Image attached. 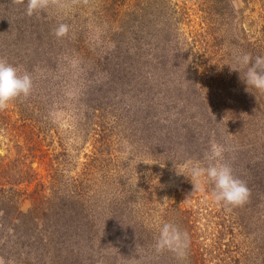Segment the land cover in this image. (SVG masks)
<instances>
[{
	"label": "rangeland",
	"instance_id": "obj_1",
	"mask_svg": "<svg viewBox=\"0 0 264 264\" xmlns=\"http://www.w3.org/2000/svg\"><path fill=\"white\" fill-rule=\"evenodd\" d=\"M91 1L49 0L46 9L28 16L27 0H0V60L33 79L31 94L13 103L17 107L39 105L46 117L40 135L28 128L21 136L0 129V185L21 190L26 208L31 206V193L36 189L43 188L44 193H49L52 185L65 189V180L72 189L94 184L106 189L95 196H104L99 214L90 211L98 229L93 233V217L88 224L84 221L73 228L71 233L78 229L86 237L93 235L76 243L77 257L62 264H191L186 255L180 259L166 250L156 251L164 223L174 224L183 233L191 230L209 244L212 241L206 238L214 239L213 234L219 233L227 244L222 246L224 254L214 252L206 264H236V249L230 246L241 241L229 233L227 220L232 206L216 203L214 184H197L188 171L197 163L207 167L204 157L212 143L229 147L227 126L200 116L195 106L198 92L196 95L192 84L188 85L193 79L191 69L160 70L162 63H156L158 71L153 69L151 78L157 87L144 91L137 79L147 71L139 64L146 56L130 55L131 64L124 73H120L121 65L108 62L117 59V54L102 41L107 35L83 26ZM174 1L185 3L190 10L192 27L186 25V34L189 29L204 33L212 28L209 18L215 20L216 11L209 12L197 0ZM89 17L93 18L91 13ZM61 23L68 25L69 31L57 39L54 31ZM123 39L133 51L136 41L131 35L123 34ZM206 39L218 58L215 37ZM129 52L122 43L119 54ZM104 63L107 65L102 69ZM206 70L200 67L195 75L203 77ZM7 107L13 109L11 104ZM150 121L156 124L144 130ZM175 125L180 128L171 129ZM160 126L167 128L156 131ZM186 127L192 128L189 136L195 139L189 148L184 142L175 143L186 135ZM262 128V124L248 126L245 135L236 133V138L245 145L248 136L253 140L261 132L263 142ZM225 153L230 160V151ZM234 155L241 159L247 156ZM115 197L112 208L110 201ZM135 197L150 207L138 201L135 204ZM204 249H208L205 244L199 251L204 253ZM0 264H4L2 257Z\"/></svg>",
	"mask_w": 264,
	"mask_h": 264
},
{
	"label": "trees",
	"instance_id": "obj_2",
	"mask_svg": "<svg viewBox=\"0 0 264 264\" xmlns=\"http://www.w3.org/2000/svg\"><path fill=\"white\" fill-rule=\"evenodd\" d=\"M197 2L200 6L205 4L209 12L214 10L217 14L216 21L209 18L212 28L204 33L189 29L190 32L186 34V25L192 27L190 10L185 3L180 5L174 0H92L91 3L88 2V14L91 13L93 18L88 15L83 26L87 27L85 29L91 26L109 37L107 39V36H103L101 39L104 44L112 46L117 59L111 58L108 62L121 65L120 73H124V68L131 64L128 61L130 55L146 56V61L141 60L139 64L144 65L142 68L147 71L137 79L144 91L157 87L156 80L151 78L156 63H162L160 70L170 68L193 71V79L188 81V85L192 84L196 95L198 92V105L195 106L199 109L200 116L208 122L219 120L227 126L229 136L226 138L230 145H221L232 156L229 160L225 153L223 162L233 169L235 177L246 183L251 193L243 206L232 207V215L227 220L230 223V235L241 241L235 242L233 239L235 244L230 247L243 250H234L237 254L233 259L236 264H264V141L262 142L261 132L253 140L248 136L245 145L236 138V133L245 135L248 126L258 127L262 124L264 130V93L252 88L246 89L241 80L243 71L239 74L231 70L237 67L236 58L242 54H250L253 58L264 57V0ZM146 6L152 9H147ZM126 33L136 41L133 51L132 46L123 39V34ZM207 36L215 37L218 42V58L215 53L212 54ZM124 42L130 52L120 55L121 44ZM106 65L104 63L101 68ZM200 67L207 69L203 77L195 75ZM122 78H126V75ZM13 102L9 103L13 109H0V129L21 136L28 128L40 135L46 125L42 107L34 103L17 107ZM152 110H148L146 116ZM145 124L144 130H149L156 123L150 121ZM166 128L160 126L156 131L162 132ZM178 128L180 125L171 129ZM190 129L192 128L186 127V135L175 143L184 142L185 148H189L195 140L189 136ZM243 145L245 148L241 150ZM151 151L152 149L150 153ZM233 153L247 156L241 159ZM200 181L205 186L209 183L204 178ZM64 187L65 189H61L52 185L49 193H44L43 188L36 189L31 193V206L26 208L23 205L25 195L21 190L0 185V257L4 264H62L64 260L77 257L79 249L76 243L91 237L98 229L97 225L94 227L98 221L91 217L90 211L99 214L104 196H95L101 191H107L97 184L72 189L66 180ZM114 195L116 194L112 196ZM115 199L116 197L110 201L112 208ZM134 200L135 204L138 201L140 205L148 207V203L141 204L145 201L139 197ZM92 219L91 235L86 237L83 233H78V229L71 233L79 223L85 221L88 224ZM185 233L188 238L186 258L191 264H206L217 251L218 256L224 254L222 246L227 244L222 241L219 233L213 234L214 239L206 238L213 244L202 242L201 236L191 230H186ZM204 244L208 249L201 253L199 249ZM207 255H210L208 259L205 258Z\"/></svg>",
	"mask_w": 264,
	"mask_h": 264
},
{
	"label": "clouds",
	"instance_id": "obj_3",
	"mask_svg": "<svg viewBox=\"0 0 264 264\" xmlns=\"http://www.w3.org/2000/svg\"><path fill=\"white\" fill-rule=\"evenodd\" d=\"M49 0H27L26 14L32 16L48 7ZM69 27L59 24L54 31L57 39L67 36ZM237 67L232 68L239 74L243 71V83L246 89L252 88L264 93V57L253 58L250 54H242L236 58ZM33 90V79L28 73L21 71L14 65L0 60V109L19 97H28ZM230 134V133H229ZM232 135V134H230ZM226 149L223 145L212 143L205 153L209 162L207 167L193 164L188 171L192 180L199 184L201 178L214 184L213 199L218 204L237 207L248 202L250 190L246 183L233 174V169L224 163ZM184 176V175H183ZM194 186V185H193ZM187 235L171 223H164L160 228L159 239L156 242V251H171L178 258L183 259L187 249Z\"/></svg>",
	"mask_w": 264,
	"mask_h": 264
}]
</instances>
